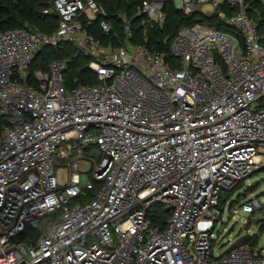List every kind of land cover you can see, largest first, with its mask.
Wrapping results in <instances>:
<instances>
[{
	"label": "built area",
	"instance_id": "built-area-1",
	"mask_svg": "<svg viewBox=\"0 0 264 264\" xmlns=\"http://www.w3.org/2000/svg\"><path fill=\"white\" fill-rule=\"evenodd\" d=\"M140 2L143 24L163 27L165 0ZM174 3L222 19L227 4L240 36L198 22L178 30L168 58L133 42L127 24L123 43L105 44L88 25L112 30L97 0H51L52 32L27 21L0 30V264H264L258 247L215 254L212 241L223 195L263 164L259 23L245 0ZM60 43L91 59L98 82L69 81L64 59L30 70L39 49ZM92 146L94 181L79 172ZM83 187L94 196L77 202ZM155 205L169 210L163 225L150 217ZM47 215L40 235L21 237Z\"/></svg>",
	"mask_w": 264,
	"mask_h": 264
},
{
	"label": "trees",
	"instance_id": "trees-1",
	"mask_svg": "<svg viewBox=\"0 0 264 264\" xmlns=\"http://www.w3.org/2000/svg\"><path fill=\"white\" fill-rule=\"evenodd\" d=\"M50 1L51 0H0V30L16 28L22 26L27 21L32 27L38 28L43 32H52L58 26V18L53 12L48 14L44 13V10L48 9L51 5ZM97 1L106 9L108 21L112 24V30L109 33H105L101 28L100 22L88 24L89 29L96 38H100L105 44H112L113 46L123 43L127 38V24H129L130 30H132L134 34L132 37L133 42L146 44L152 50L165 51L168 58H173L171 55V42L178 30L186 26L195 25L198 22L240 36V30L228 24L225 19L236 11V9L230 8L227 4H223L219 9L220 12L225 15L222 19L218 13L212 17H206L201 12H196L188 16L185 15L183 11L176 8L174 0H165V10L167 13L165 25L163 27L150 28L143 24L144 17L137 15L141 4L140 0ZM245 3L249 15L259 23L260 32L264 41V3L260 0H245ZM54 59H64L68 62L69 69L67 78L69 81L77 77L80 84L98 82L97 75L88 67L91 59L79 53L70 43L43 46L38 50L30 66V70L34 71L36 69H41L47 71L49 63ZM5 123L6 118L0 116V131L3 129ZM93 149H96V146L89 147L88 150L91 151ZM257 171H260V169ZM246 179L240 181L231 190L229 195L242 188ZM90 191L92 192L86 195V200L80 197L77 198V201L84 202L92 199L94 190ZM227 197L228 194L222 199L221 206L226 204ZM221 210L222 212L224 211L223 208H221ZM168 216L169 210L163 205H155L150 212V217L153 218L155 224L163 225ZM48 220V215L43 217L37 229L28 228L21 237L24 238L30 233L35 239L42 233ZM250 224L251 220L247 222L246 227H249ZM260 230H264V225L261 226ZM240 246L249 247L255 253L259 246V239L256 235H247L242 242H236L233 245V247Z\"/></svg>",
	"mask_w": 264,
	"mask_h": 264
},
{
	"label": "rangeland",
	"instance_id": "rangeland-1",
	"mask_svg": "<svg viewBox=\"0 0 264 264\" xmlns=\"http://www.w3.org/2000/svg\"><path fill=\"white\" fill-rule=\"evenodd\" d=\"M260 1L264 3V0ZM205 7L207 8L209 5H205ZM97 157L98 152L95 149L87 152L86 165L79 170L81 175H88L92 181H94L93 173L95 169L93 159ZM56 166L59 182L63 184L67 179V171L64 169V166L59 164ZM261 167L260 171L247 177L242 188L231 195H229L231 190H228L223 195V198H225L226 194H228V197L226 198V204L221 206L224 210L223 215L218 219L217 226L213 230L212 235L215 254L224 253L232 248L236 242H242L247 235L257 236L259 239L258 249L264 253V230H260L261 226L264 225V154ZM83 191L85 194L92 192L85 187H83ZM253 198L260 200L261 205L252 213L244 211L242 204ZM82 199L86 200L87 197ZM249 220H251V224L249 227H246Z\"/></svg>",
	"mask_w": 264,
	"mask_h": 264
}]
</instances>
